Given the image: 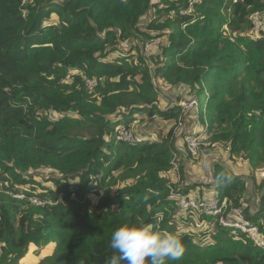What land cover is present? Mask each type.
I'll return each instance as SVG.
<instances>
[{"label": "trees", "instance_id": "16d2710c", "mask_svg": "<svg viewBox=\"0 0 264 264\" xmlns=\"http://www.w3.org/2000/svg\"><path fill=\"white\" fill-rule=\"evenodd\" d=\"M255 11L264 14V0H0V263L110 264L119 255L111 234L127 223L181 238L184 256L167 264H264V249L247 235L181 212L172 197L177 151L176 191L218 192L244 206L264 235V201L247 208L243 179L221 165L213 173L218 191L187 179L194 156L185 137L198 129L139 135L137 145L118 138L121 125L135 133L137 119L178 125L180 104L159 105L156 81H165L198 101L196 126L207 125L210 142L198 154L224 145L229 157L264 162V29L237 35L252 30ZM153 37L161 43L147 56ZM31 196L52 203L36 205ZM206 220L216 227L200 228Z\"/></svg>", "mask_w": 264, "mask_h": 264}, {"label": "rangeland", "instance_id": "374dc122", "mask_svg": "<svg viewBox=\"0 0 264 264\" xmlns=\"http://www.w3.org/2000/svg\"><path fill=\"white\" fill-rule=\"evenodd\" d=\"M146 23V21H143ZM49 23V21L47 22ZM252 30L246 29L244 32H239L237 35L241 36H249L252 35ZM227 37H230L233 39L234 33L230 32L228 30L226 33H224ZM255 35V34H253ZM129 46V43L126 45ZM72 77L70 76L69 80H67V77L64 81H71ZM156 84L159 88L162 90V94L159 96V105L161 108L165 109L168 105L173 103H180V101L184 102L185 105H180L182 107V111L184 112L179 119L181 120V123L178 122V125L173 120H164L160 117H147V119L142 120L139 122V119L135 121L134 124L135 127L133 129L135 130V134L142 137H145L147 139H158L162 136L166 135L170 129L177 126L180 127L181 125L187 126L186 129L194 130H206L203 129V126L198 127L196 126V122L199 119V107H198V101L194 94H190L189 89H186L185 86H170L165 81H156ZM94 89V88H91ZM95 91V90H94ZM186 106V108H185ZM185 109V111H184ZM189 113V115H187ZM144 121V122H143ZM147 126L148 130L144 131V127ZM126 127V126H125ZM144 132V133H143ZM176 133V132H175ZM182 148V144H178ZM211 149L209 151L202 152L190 159L188 162V168L190 170L191 180L192 181H202L204 183H215L214 184V191H218V187L220 184L216 183L214 180V170L218 165L223 166L228 171L233 173L236 177L240 178L242 182L246 183L247 190H246V197L249 198L248 203V209L252 210V207H257V204L264 201L262 199L264 195V162L258 163V162H250L246 157L235 154L233 157H229V149L222 146L217 145H211ZM40 172H44V170H41ZM49 174V173H48ZM251 178H255L257 181L255 182ZM38 182H41L42 185L46 186L48 184H51L50 182H42L44 181L42 176H38L36 179ZM41 188V187H39ZM217 188V189H216ZM94 198V197H93ZM94 202L97 201V198L93 199ZM262 225H264V214L261 218ZM206 225H209L211 229H214L216 225H213V223L209 222V220H206L205 222H201L200 228L205 227ZM190 229H195V227L191 224L189 226ZM200 228L198 229V232L200 231ZM215 232L211 230V233ZM197 234V233H196ZM206 240H209V237H207ZM264 241V236H263ZM32 250V249H31ZM30 250V253L32 252ZM32 257V256H31ZM33 260L36 262L39 260V257H32ZM31 261V260H30ZM207 261V260H206ZM205 261V262H206ZM24 264H33L32 262H25ZM205 264H212L210 261H207Z\"/></svg>", "mask_w": 264, "mask_h": 264}, {"label": "built area", "instance_id": "2783aa9c", "mask_svg": "<svg viewBox=\"0 0 264 264\" xmlns=\"http://www.w3.org/2000/svg\"><path fill=\"white\" fill-rule=\"evenodd\" d=\"M235 2L237 0H234ZM182 14L188 13L187 10H182ZM249 21L251 23L252 32L255 35H259L264 29V14L260 11H255L250 14ZM161 43L160 37H153L149 41L145 42L144 53L147 56L152 54V49ZM69 80L70 75L66 76ZM87 84L90 88L97 85L95 79H88ZM183 101V100H182ZM180 101V105H185L184 102ZM186 108V106H185ZM185 111V109H184ZM181 123V121H180ZM199 125L203 126V129L198 130L197 133L187 134L185 141L187 142L188 149L193 156L198 155V148L201 145L209 146L210 142L207 141L209 135L207 134V125H203L199 121ZM178 130H175L177 133ZM118 138L120 140L126 141L131 145L137 144L139 139L135 133L127 129L124 125L120 126L118 131ZM181 157L177 151L172 152L171 164L174 179L169 183L172 197L176 199L179 210L186 212L188 210L194 211L196 213H202L210 217H214L217 223L223 227L230 230V233L234 237H239L242 234L247 235L253 240V242L264 249V241L261 227L258 223L252 222L246 215L244 206H230L225 201H221L220 196L217 193L212 194V196L197 197L194 194H184L183 192H178L172 186L178 181V168ZM20 198H24L25 194H15ZM29 200L36 205H43L46 203H52L50 200H41L37 196H31ZM62 200V198H60ZM1 264V263H0Z\"/></svg>", "mask_w": 264, "mask_h": 264}, {"label": "clouds", "instance_id": "9594fccd", "mask_svg": "<svg viewBox=\"0 0 264 264\" xmlns=\"http://www.w3.org/2000/svg\"><path fill=\"white\" fill-rule=\"evenodd\" d=\"M111 247L119 255H114L110 264H121V261L124 264H167L168 261H180L185 254L181 238L175 232L127 223L113 230Z\"/></svg>", "mask_w": 264, "mask_h": 264}, {"label": "crops", "instance_id": "0c3cea01", "mask_svg": "<svg viewBox=\"0 0 264 264\" xmlns=\"http://www.w3.org/2000/svg\"><path fill=\"white\" fill-rule=\"evenodd\" d=\"M147 119V118H146ZM148 130V127L147 126H145L144 127V131H147ZM144 133V132H143ZM189 162V161H188ZM188 162L185 164V169L187 170V179H189L190 181H192L191 180V175H189L190 174V172L188 171L189 170V168H188ZM256 207H252V210H254Z\"/></svg>", "mask_w": 264, "mask_h": 264}, {"label": "bare ground", "instance_id": "6f19581e", "mask_svg": "<svg viewBox=\"0 0 264 264\" xmlns=\"http://www.w3.org/2000/svg\"><path fill=\"white\" fill-rule=\"evenodd\" d=\"M134 145H137V144H134Z\"/></svg>", "mask_w": 264, "mask_h": 264}]
</instances>
